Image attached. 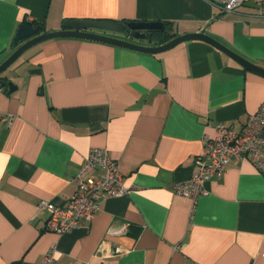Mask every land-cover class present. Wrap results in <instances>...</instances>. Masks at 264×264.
I'll list each match as a JSON object with an SVG mask.
<instances>
[{"label": "crops", "instance_id": "0c3cea01", "mask_svg": "<svg viewBox=\"0 0 264 264\" xmlns=\"http://www.w3.org/2000/svg\"><path fill=\"white\" fill-rule=\"evenodd\" d=\"M221 1L0 0V63L25 21L45 32L93 19L169 22L174 36L204 32L264 67V18ZM0 78L15 85L0 87V264H40L49 249L51 264H264V173L247 158L195 199L172 189L218 123L241 126L257 109L263 75L203 40L151 53L67 36L27 48ZM93 147L117 160L127 192L47 230L38 202L70 197Z\"/></svg>", "mask_w": 264, "mask_h": 264}, {"label": "built area", "instance_id": "2783aa9c", "mask_svg": "<svg viewBox=\"0 0 264 264\" xmlns=\"http://www.w3.org/2000/svg\"><path fill=\"white\" fill-rule=\"evenodd\" d=\"M245 3H252L257 11L255 15L264 18V0H222L219 6L224 12H232ZM0 117L10 122L9 116ZM263 129L264 100L241 126L218 123L215 135L205 140L202 151L195 157L190 177L173 184L174 193L193 199L205 193V183L219 178L231 158H247L264 173ZM76 183L75 192L62 204L46 199L38 202V209L47 214V230L56 233L71 230L82 220L89 219L103 199L127 192L117 160L105 147H93L83 156ZM53 260V250L49 249L40 264H51Z\"/></svg>", "mask_w": 264, "mask_h": 264}, {"label": "water", "instance_id": "95a60500", "mask_svg": "<svg viewBox=\"0 0 264 264\" xmlns=\"http://www.w3.org/2000/svg\"><path fill=\"white\" fill-rule=\"evenodd\" d=\"M63 28L53 31L41 32V25H28L26 23L19 24L17 31L13 37V43L16 48L0 63V75L8 68L27 48L44 40L57 37H79L89 40L101 41L121 47H126L142 52H160L170 49L180 42L187 40H203L211 43L216 48L224 52L234 61L244 68L256 72L264 76V67L253 63L245 57L231 50L210 35L201 31L182 33L173 36L169 40L157 45H144L132 41L147 39L149 31L152 29H162L163 23L160 21H130V22H114L93 19H66L62 23ZM95 30L109 31L119 34L125 38L114 35L104 34ZM21 42V43H20ZM7 85L9 92L15 89V85L11 81H5L0 78V87Z\"/></svg>", "mask_w": 264, "mask_h": 264}, {"label": "trees", "instance_id": "16d2710c", "mask_svg": "<svg viewBox=\"0 0 264 264\" xmlns=\"http://www.w3.org/2000/svg\"><path fill=\"white\" fill-rule=\"evenodd\" d=\"M126 21H122V22H126ZM127 22H130V21H127ZM25 23L30 24L32 26H36V24L33 21H25ZM163 25L164 27L162 29L150 30L147 41L160 44V43H163L169 40L175 35L174 31L172 30L171 23L163 22Z\"/></svg>", "mask_w": 264, "mask_h": 264}, {"label": "flooded vegetation", "instance_id": "af4514ba", "mask_svg": "<svg viewBox=\"0 0 264 264\" xmlns=\"http://www.w3.org/2000/svg\"><path fill=\"white\" fill-rule=\"evenodd\" d=\"M134 40H136V39H134ZM136 41H138V40H136Z\"/></svg>", "mask_w": 264, "mask_h": 264}]
</instances>
